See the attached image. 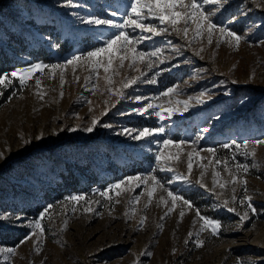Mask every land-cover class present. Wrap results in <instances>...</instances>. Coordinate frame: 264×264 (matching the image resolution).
Wrapping results in <instances>:
<instances>
[{"label":"rangeland","instance_id":"1","mask_svg":"<svg viewBox=\"0 0 264 264\" xmlns=\"http://www.w3.org/2000/svg\"><path fill=\"white\" fill-rule=\"evenodd\" d=\"M131 2L0 0V75L9 74L0 85V214L10 216L0 249H15L0 251V264H264V143H255L264 141V0L204 4L217 25L211 43L192 21L161 24L146 8L140 22L155 32L82 22L136 19ZM119 31L133 43L87 58ZM37 63L62 67L10 75ZM148 104L158 107L134 111ZM161 127L147 139L122 132ZM169 191L190 203L173 206ZM201 217L218 221L219 234L201 231Z\"/></svg>","mask_w":264,"mask_h":264},{"label":"snow or ice","instance_id":"2","mask_svg":"<svg viewBox=\"0 0 264 264\" xmlns=\"http://www.w3.org/2000/svg\"><path fill=\"white\" fill-rule=\"evenodd\" d=\"M68 4L70 6H74V7H79V5H72V0H67ZM221 0H132L131 4H130V9H131V13H133L136 17V19H133L131 16H129L127 19L124 20L123 24H119L116 23L114 20L112 19H100V18H90L86 21H82L85 23H89V24H94V25H107V26H111L112 28H116V29H123L126 26H134L135 28H139V29H147L150 32H155L156 29L154 27H152L151 25H145L144 23L140 22V17L144 16L145 18H147L145 16L144 13V9L146 8L148 11V14L151 15H155L157 19H159L161 24H164L166 21L168 23H170L171 25L175 26L177 25L181 20L184 21L185 25L188 24L189 21H192L193 23L196 24V29H197V35L200 34L201 31H203L204 29L207 30L208 33V37H209V43H211V37H212V33L213 30L217 28V25L215 23H213L211 16L214 13H205V11L203 10V5L204 4H208L211 3L213 5H216L218 3H220ZM113 16L116 15V13H112ZM168 29L167 28H162L160 29V32H166ZM176 31H180V29H174ZM221 33L226 32L227 30L223 27H221L220 29ZM183 32L185 34H187L188 32V27L185 26L183 28ZM228 36L230 37H234L235 41L237 43V45L239 44V41L241 39V37L239 35H237L234 32H227ZM101 35H103L101 33ZM117 42H122L124 45H128L133 43V38H130L126 32L124 31H119L118 34H115L113 36H111L110 38H108L107 40H103L102 46L101 47H97L95 48L93 51H89L87 52L86 56L87 58H92V57H97L100 53H105V52H110V50H112V46L117 44ZM132 53H133V59H136V49L133 47L131 49H129ZM160 49H157L156 52H153L151 55L155 56L157 52H159ZM139 58L143 59L145 55H147L146 53L140 52L139 54ZM81 59L80 56H74L72 57V59L68 60L66 63L67 64H72L73 61H79ZM121 63H123V60L125 59V57H121ZM97 63H99V61H97ZM112 60H111V55L109 56V60H108V64L109 66H111ZM152 65L149 64V67H151ZM59 68L62 67L61 65H57V64H53V65H42L40 63L37 64H33L30 67L24 68V69H18L14 72H12L10 75L12 77H17L19 73H28L31 74L36 70H42L43 68ZM105 71L107 72V68H105ZM9 74H3L0 75V85L5 84L7 82V77ZM28 77L25 75H19V79L21 84H24L25 80ZM136 81L135 79L133 80H129L126 83L122 84L123 88H127L129 86H131L132 84H134ZM64 81L63 79H61V85H63ZM109 83H111V81H109ZM36 84L39 85L40 81L37 79L36 80ZM111 90V89H109ZM173 89H169L168 92H172ZM61 95H63V93H61ZM117 95L123 96L122 92H117ZM165 95H167V93H165ZM42 98V97H41ZM137 99H140L139 97H137ZM185 105L187 106V102H185ZM153 107H158V106H154L152 104H148L147 108H140V109H134V111L139 112L140 114H145L147 113L148 109H151ZM160 119L163 120L165 119L164 116H160ZM98 118H93L91 121V126L86 127L83 129V131L85 132H92L95 128V126L98 124ZM104 127H111L110 125H104ZM71 131H76V129H70ZM133 131L136 130H131L128 128H125L122 130L123 134H127L129 136H131L133 139L139 140V139H147L150 137H153L156 133H161L164 132L165 129L164 128H154V129H149V128H144L143 130H139L138 133L136 135H133ZM203 131H207V129H203ZM39 139V137H38ZM164 144H169L172 143V141L170 140H164L163 141ZM183 143V142H181ZM256 144H261L264 143V141H255ZM223 147L228 148L230 147V145L228 144H224ZM210 152H214V149H209ZM3 154L0 153V156H2ZM252 155H254V153H252ZM157 159H159V157H157ZM217 163H219V161H217ZM239 168H241L244 172L248 171V167L247 165H238ZM188 169L189 172L192 169V163H191V153H189V163H188ZM128 181H132V180H140L139 176L136 177H127L126 178ZM151 179L153 181H155L157 184H159V181L156 180V178L153 176L151 177ZM215 182V181H214ZM233 183L236 182V177H233L232 180ZM124 183V181H120L118 182L116 185H112L110 186V188L112 189H118L120 188V186ZM243 183L246 185V181H243ZM225 185L221 184L220 187L223 188ZM107 191H105V193L102 194H107ZM246 191V188H245ZM149 198H151L152 193L149 192L148 193ZM168 196L172 198V204L173 206L175 205L177 200H181L183 201L184 204L188 205L190 202L187 200H184V198L182 196H177L174 195L171 191L168 192ZM66 199H70V200H75V201H79L80 199H83V197L80 196H72V197H68ZM164 198L161 197V200H163ZM249 203H248V207H251V197H246L245 198ZM241 203H244V200L241 201ZM225 206H227V201H225ZM52 205H49L48 208H45L44 211H42L40 213V217H44L45 213L48 211L49 208H51ZM90 209H85V211H89ZM173 209L169 208L168 211L171 212ZM228 211H235L234 208H228ZM252 211L255 212V208H252ZM197 215H199V210H197ZM180 216L183 217L184 216V212L181 211L180 212ZM247 218V213L244 214V216L242 217V219H246ZM10 219V216H8L7 214H0V221H7ZM17 219H20L19 217H17ZM201 219L204 221V224L201 227V231H203L206 227L210 226L211 227V231L214 235H218L219 234V229L221 227L220 223L218 221L215 220H210L208 218L205 217H201ZM66 225V222H65ZM34 226L35 228L39 229L40 232H43L44 229L40 224V221L37 220L34 222ZM191 235V233L189 234ZM27 239V237H26ZM23 243V241L21 242ZM203 243V241H197V246H201ZM0 251H7L10 253H14L15 249L14 248H8V249H0ZM37 251H39V249H37ZM175 251V250H173ZM148 255H150V253H147Z\"/></svg>","mask_w":264,"mask_h":264},{"label":"bare ground","instance_id":"3","mask_svg":"<svg viewBox=\"0 0 264 264\" xmlns=\"http://www.w3.org/2000/svg\"><path fill=\"white\" fill-rule=\"evenodd\" d=\"M44 19H43V15L42 16H39L38 17V21H43ZM32 194V192L30 193V195ZM30 195H28V197H30Z\"/></svg>","mask_w":264,"mask_h":264},{"label":"trees","instance_id":"4","mask_svg":"<svg viewBox=\"0 0 264 264\" xmlns=\"http://www.w3.org/2000/svg\"><path fill=\"white\" fill-rule=\"evenodd\" d=\"M40 26L42 25V24H39ZM33 52H36V51H33ZM59 181H55V183H58ZM64 186H67V184H65ZM61 187H63V186H58V188H61ZM57 188V189H58ZM57 189H55V190H57Z\"/></svg>","mask_w":264,"mask_h":264}]
</instances>
